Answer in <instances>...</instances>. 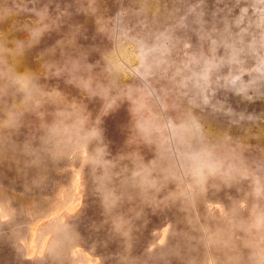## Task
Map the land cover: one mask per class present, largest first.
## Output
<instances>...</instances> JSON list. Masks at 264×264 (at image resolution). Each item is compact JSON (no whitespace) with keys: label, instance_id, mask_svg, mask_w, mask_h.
I'll return each mask as SVG.
<instances>
[{"label":"rangeland","instance_id":"rangeland-1","mask_svg":"<svg viewBox=\"0 0 264 264\" xmlns=\"http://www.w3.org/2000/svg\"><path fill=\"white\" fill-rule=\"evenodd\" d=\"M0 264H264V0H0Z\"/></svg>","mask_w":264,"mask_h":264}]
</instances>
